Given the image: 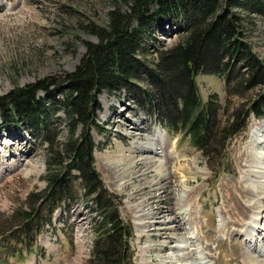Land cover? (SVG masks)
<instances>
[{"label":"rangeland","instance_id":"rangeland-1","mask_svg":"<svg viewBox=\"0 0 264 264\" xmlns=\"http://www.w3.org/2000/svg\"><path fill=\"white\" fill-rule=\"evenodd\" d=\"M128 1L0 0V97L16 87L40 81L55 82L52 94L60 97L62 86L58 83L79 64L85 54L84 42L97 41L87 26H105L109 12L126 10ZM232 11L244 20L245 41L264 61V14ZM174 30L171 27L156 32L158 50L177 42L179 35ZM152 53L150 49L148 61ZM236 79L235 70L230 83ZM196 83L202 101L214 94L228 113L243 105L249 108L264 93V88L226 91L227 83L220 76L199 74ZM139 87L150 89L145 82ZM37 96L48 97L45 92ZM97 102V123L104 133L94 129L89 132L96 146L94 166L108 191L121 198V218L132 225L131 264H198L190 239L196 233L201 236V258L204 252L210 256L203 262L210 259L212 264H248L249 258L264 264V234L246 239L238 232L244 223L251 222L253 214L248 208L256 202L255 192L264 195L260 185L264 176L257 168L264 173V165L258 160L264 157V119L251 116L247 131L221 150L222 159L215 158L208 165L201 151L179 134L162 130L125 93H104ZM64 121L61 109L50 120L56 143L67 137ZM250 131L261 144L259 148L248 146ZM79 134L78 130L76 136ZM46 147L40 136L24 128L15 130L0 118V264L88 262L95 237L92 223L97 218L92 220L95 213L90 203L86 206L80 197L64 216L56 211L52 229L46 227L30 250L17 244L19 220L9 219L25 205L29 193L45 188ZM251 183L258 187L253 188ZM185 192L191 193V200L184 207L193 210V215L179 210ZM191 215L193 228L186 222ZM262 222L255 226L264 230Z\"/></svg>","mask_w":264,"mask_h":264},{"label":"trees","instance_id":"trees-1","mask_svg":"<svg viewBox=\"0 0 264 264\" xmlns=\"http://www.w3.org/2000/svg\"><path fill=\"white\" fill-rule=\"evenodd\" d=\"M127 7L109 12L105 26H87L97 41L84 42L79 64L58 83L60 97L52 94L56 83L48 81L0 97L1 120L15 130L32 131L47 145L45 188L29 193L9 219L19 220L17 244L26 250L46 227L52 229L56 211L64 216L80 197L86 206L90 203L92 220L97 218L87 264H131L132 225L121 218V198L108 191L94 166L96 146L89 132L104 133L96 116L99 95L125 93L162 130L179 134L201 151L208 165L222 159L221 150L246 132L251 116L264 119V93L249 108L228 113L214 94L202 101L196 83L205 74L224 79L226 91L264 88V61L245 41L244 20L232 11L263 15L264 0H129ZM171 27L179 35L177 42L158 50L156 32ZM150 49L154 55L148 61ZM235 70L237 79L230 83ZM140 82L150 89L140 88ZM38 92L48 97H38ZM59 109L67 137L56 143L50 120Z\"/></svg>","mask_w":264,"mask_h":264},{"label":"bare ground","instance_id":"bare-ground-1","mask_svg":"<svg viewBox=\"0 0 264 264\" xmlns=\"http://www.w3.org/2000/svg\"><path fill=\"white\" fill-rule=\"evenodd\" d=\"M249 140H248V146L250 147H254V148H259L261 146V144L259 143V141L255 138V133L250 131V134L248 136ZM249 147V148H250ZM248 150V149H247ZM260 150V149H259ZM257 152V151H256ZM250 152H248L247 154H249ZM259 160V164H262L264 165V157H261ZM142 164V163H141ZM143 165V164H142ZM135 167H138V163H135ZM260 171H262V175L264 176V173H263V170L262 168H259L257 167ZM173 176V175H172ZM160 181H163L162 179H159V182ZM245 181V180H244ZM247 182V180H246ZM252 182V181H251ZM261 187L264 189V183H260ZM251 186L253 188H256V186L258 187V184H254V183H251ZM256 191V189H254ZM184 198L182 199V202H181V208L179 210H182L183 209V213L188 215V213H186V211H189L190 214L193 215L194 211L193 210H189L187 209V207H184L185 205H187L188 201L191 200V193H187L185 192L184 193ZM256 194V202H254V204H252L249 208H248V212H251L253 215H252V219H251V222L250 223H244L243 227L241 229H239V235H241L242 237L246 238V237H252V236H255V234H259L260 236L262 235V233L264 234V230L262 229V227H256L255 225H260L258 223L262 222L264 223V195L262 194H259L258 192H255ZM253 201V200H252ZM180 204V203H179ZM179 206V205H177ZM188 216V219L186 220L187 224L191 227L192 225V220L194 219L193 217L194 216ZM185 218L184 217V224H185ZM193 218V219H192ZM177 220V217L175 219V221ZM180 225H179V228H181V224H182V221L178 218ZM174 221V223H175ZM194 226H192L191 228H193ZM175 231V230H174ZM191 231V230H190ZM182 237V236H181ZM201 236L196 233L194 237H191L190 239L192 240L193 242V245L195 246V250H194V256L197 258L196 261L200 260V262L198 264H208L210 263L209 261L207 262H203L205 260V258H201L200 254L202 253V249L200 250V247H199V240L201 239L200 238ZM248 239V238H246ZM193 246V247H194ZM248 264H256L254 261H251L249 258H248Z\"/></svg>","mask_w":264,"mask_h":264}]
</instances>
